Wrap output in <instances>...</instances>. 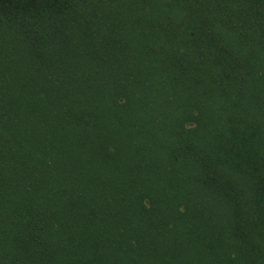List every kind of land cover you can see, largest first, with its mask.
Here are the masks:
<instances>
[{"label": "trees", "instance_id": "obj_1", "mask_svg": "<svg viewBox=\"0 0 264 264\" xmlns=\"http://www.w3.org/2000/svg\"><path fill=\"white\" fill-rule=\"evenodd\" d=\"M0 264H264V0H0Z\"/></svg>", "mask_w": 264, "mask_h": 264}]
</instances>
